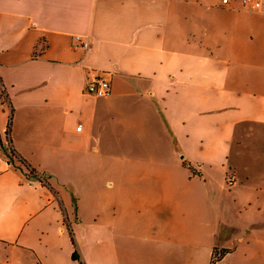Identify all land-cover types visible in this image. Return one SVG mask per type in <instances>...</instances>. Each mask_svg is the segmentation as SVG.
<instances>
[{
  "label": "crops",
  "instance_id": "crops-1",
  "mask_svg": "<svg viewBox=\"0 0 264 264\" xmlns=\"http://www.w3.org/2000/svg\"><path fill=\"white\" fill-rule=\"evenodd\" d=\"M258 54L264 0H0V264H264Z\"/></svg>",
  "mask_w": 264,
  "mask_h": 264
},
{
  "label": "rangeland",
  "instance_id": "rangeland-1",
  "mask_svg": "<svg viewBox=\"0 0 264 264\" xmlns=\"http://www.w3.org/2000/svg\"><path fill=\"white\" fill-rule=\"evenodd\" d=\"M256 62L259 63V66L261 67H264V54H258V58L255 59ZM257 70H260V71H263V69H257ZM232 71V70H231ZM231 74V73H230ZM240 78V76H239ZM254 141L256 140H261V139H257V138H252ZM233 145V143H231ZM231 160L232 159H228V162L227 163H231ZM225 164L224 166H221L219 164H214L213 168L210 169L208 165H205L204 166V169H205V172L207 175H212L213 174V171L214 174H219V178H221L222 180H224L225 177H227V179H229L230 175L229 174H233V177H240V176H245L246 174H248L247 172L251 170V173L254 172L255 170V167L256 166H245V165H242V166H239V169L240 171L237 173V171L239 170L238 168L236 169H229L228 168V165H231V164ZM243 167H245L243 169ZM247 169V170H245ZM250 169V170H249ZM247 171V172H246ZM92 175H94V179L93 181L91 180V182H86V185L85 187L88 188L91 184V188L95 190V193H96V196L95 197H92L91 200H93L95 202V205L98 206V207H104L105 205L107 204H110V199H106L105 197V190H106V183H109V182H106V178L105 176L103 175V172H104V166L103 165H95L93 168H92ZM215 176V175H214ZM209 178V181L207 182L208 185L210 186H213V180L211 177H208ZM244 178V177H243ZM215 183V182H214ZM262 192H252L250 194H246L243 198H240V202L238 201V204L237 206H242V205H245L246 207L248 208H251V209H255V211L257 213V215H259V210L258 208L259 207H262L264 205V194H261ZM225 202H226V206H229V202L230 204H234V199H233V193H230V195L226 193L225 195ZM83 202L87 203L88 202V197L86 198H83V199H79L78 201V205H82ZM209 204L211 205L212 204V201L210 199L209 201Z\"/></svg>",
  "mask_w": 264,
  "mask_h": 264
},
{
  "label": "built area",
  "instance_id": "built-area-1",
  "mask_svg": "<svg viewBox=\"0 0 264 264\" xmlns=\"http://www.w3.org/2000/svg\"><path fill=\"white\" fill-rule=\"evenodd\" d=\"M223 2H226L227 0H222ZM245 1H251V0H245ZM253 6H258V2H253ZM78 40L81 38L79 36L76 37ZM81 44L84 48H88V41L82 40ZM86 90L96 96H107L111 92V83L110 79L104 75H97L93 78H91L87 84H86ZM1 95V94H0ZM31 177H34L32 173H28ZM36 178H41L40 175L35 176ZM42 179V178H41ZM223 255V250L220 248H214L211 251L210 254V263L215 264L220 257Z\"/></svg>",
  "mask_w": 264,
  "mask_h": 264
},
{
  "label": "trees",
  "instance_id": "trees-1",
  "mask_svg": "<svg viewBox=\"0 0 264 264\" xmlns=\"http://www.w3.org/2000/svg\"><path fill=\"white\" fill-rule=\"evenodd\" d=\"M80 264H82V263H80Z\"/></svg>",
  "mask_w": 264,
  "mask_h": 264
}]
</instances>
